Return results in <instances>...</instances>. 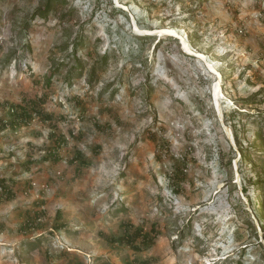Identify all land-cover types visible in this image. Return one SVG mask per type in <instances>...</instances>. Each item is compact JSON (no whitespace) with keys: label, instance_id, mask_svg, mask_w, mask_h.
<instances>
[{"label":"rangeland","instance_id":"374dc122","mask_svg":"<svg viewBox=\"0 0 264 264\" xmlns=\"http://www.w3.org/2000/svg\"><path fill=\"white\" fill-rule=\"evenodd\" d=\"M46 1L0 0V264H264V0Z\"/></svg>","mask_w":264,"mask_h":264},{"label":"bare ground","instance_id":"6f19581e","mask_svg":"<svg viewBox=\"0 0 264 264\" xmlns=\"http://www.w3.org/2000/svg\"><path fill=\"white\" fill-rule=\"evenodd\" d=\"M134 28H135V31L143 32V33H145V35H152L153 34L152 33L153 30H147V29H143L142 30L136 25H134ZM158 33H159L160 37H163V36L175 37L176 36V33L173 30H165V29H163V30H160ZM182 47H183L182 51L184 53L192 55V56L196 57L197 59H202L203 56L200 53L193 52L192 50H190L188 48V46L186 45V43L184 42V40L182 41ZM207 71L209 73H212V72L214 73L215 70L213 69L212 66L208 65ZM216 76H217V78H216L217 82H216V84H215V86L213 88V100H214V103H215V107L217 109L216 112L218 113L219 117H221L222 113H221V109H220V105H219V100L222 97L221 74L217 73Z\"/></svg>","mask_w":264,"mask_h":264},{"label":"trees","instance_id":"16d2710c","mask_svg":"<svg viewBox=\"0 0 264 264\" xmlns=\"http://www.w3.org/2000/svg\"><path fill=\"white\" fill-rule=\"evenodd\" d=\"M58 1H63V0H47L46 2H47V8H49V6L50 5H53V2H58ZM40 16L42 17V18H45L46 17V11L45 12H41L40 13ZM144 39H149L150 37H143ZM142 38V39H143ZM76 65L79 67L80 66V62H79V59H77L76 60ZM257 140H258V142H259V148H263L264 147V136H262V135H258V137H257ZM260 190H262V188L260 189ZM9 195V194H8ZM260 200H261V202H260V206H263L264 205V202H263V199L262 198H260ZM262 215H264L263 214V211L261 212V216ZM32 223H31V220L29 219L28 221H26V223H25V225L26 226H29V225H31ZM263 229H264V227H263Z\"/></svg>","mask_w":264,"mask_h":264}]
</instances>
